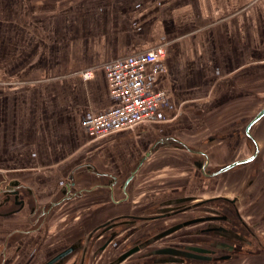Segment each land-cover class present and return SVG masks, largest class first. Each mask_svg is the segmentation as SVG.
Wrapping results in <instances>:
<instances>
[{"label":"crops","instance_id":"crops-1","mask_svg":"<svg viewBox=\"0 0 264 264\" xmlns=\"http://www.w3.org/2000/svg\"><path fill=\"white\" fill-rule=\"evenodd\" d=\"M74 1L80 2L63 9L44 6L36 10L39 14L19 5L5 24L0 16V225L8 226L0 256L7 253L10 235L31 233L45 224L35 230L22 223L33 224L38 207L45 209L52 201L40 202L36 176L47 177L49 185L52 177L73 173L70 201L75 200L76 209H88L77 231H66L63 239L73 240L91 223L90 209L106 208L102 203L107 200L125 203L137 193L158 194L159 176L166 177L160 183H177L172 178L186 171L179 168L182 159L193 162L194 168L195 152L163 144L146 157L125 191L126 178L158 138L174 136L203 150L210 169L213 154L194 141L195 113L207 104L209 109L218 108L219 102H212L216 93L221 95L219 80L264 61V0ZM160 43L166 56L153 88L165 90L168 99L156 120L91 138L83 120L115 103L107 62ZM87 69L93 72L89 79L83 77ZM207 131L211 135L210 128ZM246 173L225 176L224 186L233 180L242 190ZM210 179L202 181L201 193L211 191ZM263 183L264 165L251 186ZM65 185L66 181L62 190ZM193 188L187 190L192 192L189 199L196 198ZM119 193L123 195L117 198ZM260 198L256 204L262 207L264 196ZM31 201L35 206L27 212ZM64 203L50 213L61 210ZM145 204L149 205L147 198ZM21 213L26 216L19 218Z\"/></svg>","mask_w":264,"mask_h":264},{"label":"rangeland","instance_id":"rangeland-1","mask_svg":"<svg viewBox=\"0 0 264 264\" xmlns=\"http://www.w3.org/2000/svg\"><path fill=\"white\" fill-rule=\"evenodd\" d=\"M79 2L80 1L74 0H0V16H2L5 24L6 19L10 20L11 12L19 5H21L26 11L29 9L28 12H37V14H39V11L36 10L44 6L45 8L50 7L51 9H63L73 7L75 3ZM39 17L42 18L43 14L41 13ZM39 20L40 25H42L44 22L40 18ZM217 91H219L221 95L219 96V93H216V95H218L213 99L212 103L219 102L218 108L209 109L210 104H207L204 110L195 113L197 122H191L196 125V128L194 129L196 130V133L194 134L196 137V139H194L195 143L198 146L201 145L200 147H205V149L213 154L214 160L211 161L208 166L210 169L220 163L248 156L254 151V144L251 140L247 139L245 135V127L249 120L264 106V61L256 66L254 64L249 65L242 70V73H239L236 76L233 75L226 79L219 80ZM38 100H41L42 102V99ZM184 120L190 121V119H187L186 117H184L183 121ZM207 128H210L212 132L209 136ZM252 131L258 139L261 153L255 161L246 166L234 167L229 171L211 176L210 179L204 174L202 169L200 170V168H198L197 164L191 169L193 162L188 163L182 161L183 159L181 158L182 160H180L181 162L179 161V168L181 166L180 170L186 169V171H181L178 176L172 178L175 181L179 180L177 183L174 182L177 185H170L174 183H160V180H165L166 177L159 176V186L157 187L158 189H156L158 194L151 192L145 194L137 193L125 203L115 204L110 200H107L102 203L106 208H100L98 210L90 209L91 212L93 211L92 221L81 230V240L88 249H91L84 264H108V262L115 258L120 252L124 251L129 246L136 244L139 240L150 234L161 231L174 223L198 214L215 213V211L212 210L213 208L223 209L224 206H227L226 210L229 211L228 215L231 218H235L227 225L238 227V230L240 229L244 232V227L242 228L239 224V220L236 218L237 213L234 210V206L230 203H226V199H224L223 196V198L216 200L210 199L212 201H209L208 208L199 209L200 207L195 204L196 201L198 202L201 200L200 198L204 199L210 196L214 197L215 195L225 196L227 194L229 197L232 196L237 198L239 195L242 197L241 203L239 201L238 204H242L241 212L243 213L246 222L252 226L254 231V236L248 235V239L242 241L238 240L239 243L237 249L232 255L230 253L231 257L224 259L214 258L211 260L186 259L185 262L179 263L158 262L155 258L160 257L161 255L157 254L155 257L147 256L145 254V252L147 253L148 250L155 247L172 244L182 246L189 244L191 242L189 239H192L193 236H188L187 233L196 234L194 236H196V238L204 239L203 241H205V243H209V241L211 242L212 239H215L214 236L211 237V235H207L208 233L205 234V232H200L198 230V228L206 226L207 221H204L193 225L183 226L169 235L155 241L150 247L145 249L142 248L118 264H264V219L257 216L261 210L259 211V209L254 207V205H256L261 199L260 197L264 196V183L260 186H251L254 179L258 176L259 170H261L264 165V117L254 125ZM200 133H203V135H200ZM223 155H225V157H222ZM194 158L195 162L197 160H204L203 155L200 153H195L194 157H191V159L193 160ZM242 170L247 172L244 177V183H242V190L240 186L235 187V182L233 180L229 182L226 188L223 183L224 177L230 175L227 177L231 179L234 175H238ZM162 172L168 171L162 169ZM35 178L38 180L37 190L38 196L40 194L39 200L41 203H44L48 200H55L62 196L61 188L64 185V182L68 179V176L66 173H60V175L51 178L52 180L49 185L47 184V182H49L47 177L36 176L34 179ZM206 179H210L211 191L201 193V183L203 180L208 182ZM163 187H166V189H162ZM191 188L194 189L193 193L196 198H193L188 202L192 201V204L195 205L193 209H186L181 213L167 214L158 219L137 220L134 223H126L127 221L120 219L118 220V222H120L116 224L115 227L107 231H105V229L92 230L102 221L119 213H137L147 216L161 214L160 212L162 211V208L172 205L167 204V201L171 202L172 199L179 196L192 195V192L187 193V190ZM23 195L26 194L23 192ZM122 195L123 193H119L116 197L118 198ZM146 198L148 199L149 205L145 204ZM74 201L75 200L72 199V201L68 203L65 202L61 210L58 209L51 212L45 221V224H43L38 230L31 233L15 232L10 235L6 245L8 255L6 258L0 256V264L2 263V260H5L3 264H40L46 260L50 254H53L55 251L70 243V241L72 242L75 238L79 237L80 234L77 233L73 240L63 239L66 235V231L68 232L71 228L74 229L75 223H78L81 218L85 219V216L88 215V209H76V203H74ZM154 201L158 202L155 206L153 205ZM33 206H35V202H29L26 211L29 212L32 210ZM56 208H58V206L54 207V209ZM176 208L180 207H175V209ZM41 210L42 208L38 207L34 217H36ZM169 210L172 211V207ZM95 212L98 214L96 215ZM24 216H26V214L21 213L19 218ZM74 216L77 217L73 218ZM4 220L6 219H2V222ZM22 223H25L27 228H34L32 224L30 225L28 223V221ZM7 228L8 226L0 225V230H4V234L0 232V253L4 246V238L6 236ZM50 230L51 233H49ZM91 230L93 235L92 238L89 239L88 233ZM113 230L116 231L115 233H117V235L115 238H112L109 243L107 242L106 249L100 251L97 255H94L93 253L91 255L92 249L95 250L102 245L112 234ZM74 231L75 230H70V232ZM2 237L3 241L1 240ZM197 241L199 240L197 239ZM210 247L215 248L216 251L218 250L216 254L220 252L226 253V250L224 249H217L215 246ZM82 253L83 247H81L75 254L71 255L67 261L70 259L68 261L70 262L73 259L81 258Z\"/></svg>","mask_w":264,"mask_h":264},{"label":"flooded vegetation","instance_id":"flooded-vegetation-1","mask_svg":"<svg viewBox=\"0 0 264 264\" xmlns=\"http://www.w3.org/2000/svg\"><path fill=\"white\" fill-rule=\"evenodd\" d=\"M257 158H258V156L253 161H255ZM214 169L215 168H212L211 170H214ZM72 177H73V174H72ZM72 177L69 176L68 179L66 180V185L63 187V190L61 191L62 192V196H60L58 199L52 200L51 203L48 204V206L45 209L43 208L41 210V212H39L38 215L36 217H34L35 221L32 224L34 226L33 229L36 230L37 227H39V224H43V221L47 220V218H48L47 215L50 213V210L54 209L53 207H56V205L61 204L63 202H69L70 199L74 197V195H70V192H67V190H66L67 186H68V184H70V182L74 183V178H72ZM190 197L191 196H188V195L179 196V197H176V198L172 199L171 202L167 201L166 202L167 204H172V205H169L167 207L162 208L163 212L161 211L160 212L161 214L149 215V216H153L150 219H158V218H162V217L166 216L167 214L181 213V212H183L186 209H193L195 207V205L192 204V201L188 202V201L192 200V199H189ZM223 197H222V195H216L214 197H208V198L203 199V200L201 199L198 202H196L195 204L198 207H200L199 209H202V208L204 209V208H208L209 207L208 206L209 201H212L210 199L216 200V199H220V198H223ZM224 199H226L225 200L226 203H230V204H232L234 206V210L237 213V217L236 218L239 220V224L242 226V228L244 227V230L246 232L245 231L243 232L240 229H239L240 230L239 231L238 227H235V226L233 227V226L227 225L228 223L232 222L235 218H231L228 215L229 211L226 210L227 206H224V205H223L224 206L223 209H221V208H216V209L213 208L212 210H214L215 213H212V214H210V213H208V214H198L196 216H193L191 218L185 219L183 221L174 223V224L166 227L165 229H167L169 227H172V226H175V225H178L172 231V232H174V231L182 228L183 226L193 225V224H196V223H201V222L207 221L206 222V226L198 228V230L200 232L201 231L205 232V234L208 233L207 235H209V236L211 235V237L214 236L215 239H216V240L212 239L211 242L209 241V243H205V241H203L204 239L196 238V236H194L196 234L187 233L188 236H193L192 239H189L191 242L189 244H185L183 246L182 245H178L177 248L186 249L185 246L202 247L206 251H204V252H198L197 251L196 253L203 254L204 256H208V258L185 257L180 263L185 262L186 259H195V260H197V259H205V260L210 259L211 260V259H214V258L215 259L229 258V257H231L232 253L237 249V246H238V243H239L238 240H241V241L242 240H246V239H248V235L254 236L253 235L254 231H253L252 226L248 222H246V219L244 218L243 213L241 212V208L242 207H240L239 204H238V197L237 198L236 197H232L231 199L227 198V197H224ZM155 203L156 202H154V204H153L154 206L156 205ZM171 207H172V211L169 210ZM175 207H180V208H176L175 209ZM254 207L256 209H260L261 210V211L259 210L260 212H259V214H257V216H260L262 219H264V203H263L262 207H261V205L259 206V204H256ZM166 211H170V212H166ZM146 216L147 215H140V214H137V213H127V214L126 213H121V214L119 213L118 215H113L109 219H106V220L102 221L101 223L96 225L92 230H98V229L104 230L105 229V231H107V230L112 229L113 227H115V225L120 222V221L118 222V220H120V219H124L125 221H127L126 223H130V222L134 223L137 220L146 219L145 218ZM76 217L77 216H74L73 218H76ZM146 220H148V219H146ZM81 221L82 220H80L78 223H75L74 229L71 228L68 231H70V230H76L77 231V229L79 227L78 224ZM92 230L88 233L89 239L92 238V235H93ZM162 230H164V229H162ZM79 232H80L79 233L80 234L79 237L75 238L72 242L70 241V243L66 244L64 247H62L59 250L55 251L53 254H50L49 257L46 260H44L43 262H41L40 264H45L46 262H48L50 259H52L57 254L61 253L62 251H66V250H68L71 247H73V248L68 250L66 254H64L63 256L59 257L55 262H53L51 264H67V262L70 260L69 259L67 261V259L70 258L71 255L75 254L81 247H83V253L81 255V258L73 259L70 262H68V264H79V263L80 264H84L86 262V260H87V257L89 255V252H90L91 249H88V247H86L84 242L81 240V236H82L81 232L82 231L80 230ZM115 232L116 231L113 230L112 234L109 236V238L105 242H103L102 245H100L95 250L92 249L91 255H92V253L94 255H97L100 251L106 249L107 242L109 243V241L112 238L116 237L117 233H115ZM158 232H160V231L154 232V233L150 234L149 236L139 240L136 244H133L132 246H129L127 249H125L124 251L120 252L115 258H113L111 261H109L108 264H114L115 260L118 257H120L123 253L128 251L130 248H133L135 246L141 245L142 243H144L145 241H147L151 237L157 235ZM172 232H170V233H172ZM170 233L165 234L164 236H167ZM164 236H162V237H164ZM162 237H160V238H162ZM160 238H158V239H156V240H154V241H152L150 243H147V244L141 246V248L139 250H141L142 248L145 249L147 247H150V245H152L155 241L159 240ZM197 239L199 241H197ZM224 239H225V241H224ZM204 244H207V245H204ZM218 244H224V246H218ZM166 246H169V245H166ZM210 246H215L217 249H224V250H226V253L225 252H220V253L216 254V252H218V250L216 251L215 248H212ZM155 248H158V247H155ZM155 248H152V249H150L148 251H151V250H153ZM139 250H137L136 252H138ZM191 251H194V250L192 249ZM136 252H134V253H136ZM134 253H132V254H134ZM222 253H224V254H222ZM230 253H231V255H230ZM145 254H146V252H145ZM7 255H8V253H5V254H3V257L6 258ZM131 255H129V256H131ZM156 255L157 254H148L147 256H155L156 257ZM4 261L5 260H2L1 264H3Z\"/></svg>","mask_w":264,"mask_h":264},{"label":"built area","instance_id":"built-area-1","mask_svg":"<svg viewBox=\"0 0 264 264\" xmlns=\"http://www.w3.org/2000/svg\"><path fill=\"white\" fill-rule=\"evenodd\" d=\"M165 56V45L160 43L107 62L106 76L115 103L83 120L91 138H103L156 120L160 108L168 99L165 90L153 88L162 71L160 64ZM92 76L91 69L83 72L85 79Z\"/></svg>","mask_w":264,"mask_h":264},{"label":"water","instance_id":"water-1","mask_svg":"<svg viewBox=\"0 0 264 264\" xmlns=\"http://www.w3.org/2000/svg\"><path fill=\"white\" fill-rule=\"evenodd\" d=\"M264 117V106L249 120V122L246 124L245 127V133L246 136L249 140L252 141V143L254 144V151L252 152V154H250L249 156L242 158V159H236L232 162L226 163L222 166H219L217 168H215L214 170H209L207 169V165H208V155L201 149L190 146L186 143H184L182 140L174 137V136H164V137H160L158 138L155 143L152 145V147L146 152L145 155H143L140 160L137 162V164L135 165V167L133 168V170L131 171L130 175L126 178L123 187L126 191L127 185L129 184V182L133 179L134 175L136 174L137 170L139 169L140 165L143 163V161L146 159V157L148 155H150L152 153L153 150H155L157 147L163 145V144H176L179 147H183L189 151L195 152V153H201L205 156L204 160H197L195 163L197 164V166H199L202 171L205 173V175H216V174H220L223 173L225 171H229L231 169H233L234 167H238V166H244L247 165L248 163L252 162L257 156L260 155L261 151H260V146L258 144V141L256 140V138L253 136L251 129L252 126L254 124H256L260 119H262ZM73 174V173H72ZM72 177V175H71ZM73 178V177H72ZM73 183L70 182V184H68L67 188V192L70 191L71 189V185ZM153 216H146V219H150ZM178 225L169 227L167 229H164L160 232H158L157 235L151 237L150 239H148L147 241H145L144 243H142L139 246H135L133 248H130L128 251H126L125 253H123L120 257H118L114 264H118L119 262H121L122 260H124L125 258H127L129 255H131L132 253L136 252L137 250H139L141 248V246L150 243L162 236H164L165 234H168L170 232H172ZM218 246H224V244H218ZM178 245L177 244H173V245H169V246H161L158 248H155L151 251H148L146 253V255L148 254H158L161 255L160 257H156L155 260L158 262H181L185 257H195V258H208V256H204L203 254H199L196 253L198 252H204L206 250H204V248L202 247H198V246H185L186 249H179L177 248ZM231 247V246H230ZM73 247L69 248L68 250L72 249ZM194 251H191V250ZM62 251L61 253L57 254L56 256H54L52 259H50L48 262H46L45 264H51L53 262H55L59 257L63 256L64 254L67 253V251Z\"/></svg>","mask_w":264,"mask_h":264}]
</instances>
